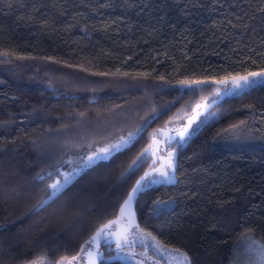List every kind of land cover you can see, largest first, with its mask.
<instances>
[{"label":"trees","instance_id":"trees-1","mask_svg":"<svg viewBox=\"0 0 264 264\" xmlns=\"http://www.w3.org/2000/svg\"><path fill=\"white\" fill-rule=\"evenodd\" d=\"M4 51L0 264H31L41 253L57 264L116 216L152 160L142 157L152 134L191 113L180 81L264 67V0H0ZM211 111L198 135L170 150L175 183L150 185L134 212L192 264H230L238 245L245 264L242 238L264 241V89ZM122 138L130 140L121 151L36 210L53 182L36 181L38 173L77 168ZM158 198L174 200V210L157 219L150 209Z\"/></svg>","mask_w":264,"mask_h":264},{"label":"snow or ice","instance_id":"snow-or-ice-1","mask_svg":"<svg viewBox=\"0 0 264 264\" xmlns=\"http://www.w3.org/2000/svg\"><path fill=\"white\" fill-rule=\"evenodd\" d=\"M8 51L0 53V55L9 56ZM119 71V70H117ZM104 75V73H101ZM182 88L186 89L183 95L192 97L189 106L184 110L191 111V115L187 117L186 124L183 126L180 133V139L176 144L183 146L196 135L208 123L209 119L215 115L211 111L214 105L218 104L224 97L237 96L247 94L251 90L264 89V67H260L258 71L246 70L244 73L229 72L224 76L217 78L216 76L205 77L203 79H192L180 81ZM204 93H209L205 96ZM199 96V100L196 97ZM194 104V107L192 106ZM203 117V118H202ZM175 138H169L167 143L172 144ZM128 144L127 140L121 139L120 143L110 144L105 147L95 149L88 154L86 158H81L79 167L72 168L69 171H60L57 168L55 174L48 172L45 174H37L35 180L38 182H46V176L53 182L47 183L45 189V198L41 199L36 205V210L39 211L49 205L56 197L59 196L69 185L80 178L88 169L94 165L105 162L111 158L116 152L123 149ZM142 153V157L146 154ZM142 165V161L134 162L133 167L129 169L132 173L136 168ZM158 179L153 177L149 179L150 173H145L140 180L136 181V185L127 194V198L123 200L119 206V216L115 219L108 220L99 226L95 232L85 241L84 246L80 248L78 255L62 257L57 264H72L76 261L81 264L87 261V264H97V261L105 264L107 259H115L117 256H127L129 260H135V264H150L149 253L156 255L157 258L171 257L176 261V264H192V259L188 254L179 248H171L162 244L153 235V232L145 231L137 223L136 214L132 210L133 203L145 193L150 185H168L175 183V163L173 153H168L167 164L160 168L154 169ZM174 200L172 199H156L152 203L150 215L153 218H160L164 215H170L173 209ZM116 225L117 227H113ZM4 230V226L0 225V231ZM251 231V230H250ZM137 241H139L142 251L136 252ZM241 243L249 245V250L255 255L250 257L245 264H264V241H258L254 236H244ZM102 245H107L102 251ZM239 245L232 251L234 253L230 264H239L236 259ZM115 253L105 257L104 252ZM48 253H41L40 256L33 260L31 264H45ZM139 257V259H137ZM51 264V262H49Z\"/></svg>","mask_w":264,"mask_h":264},{"label":"water","instance_id":"water-1","mask_svg":"<svg viewBox=\"0 0 264 264\" xmlns=\"http://www.w3.org/2000/svg\"><path fill=\"white\" fill-rule=\"evenodd\" d=\"M229 97H232V96H229ZM224 98H226V97H224ZM223 100V99H222ZM222 100H220L219 101V103L222 101ZM218 103V104H219ZM217 105V104H216ZM216 105H214L213 107H215ZM213 109V108H212ZM211 109V110H212ZM192 114V113H191ZM190 114V115H191ZM189 115V116H190ZM186 121H187V118L185 119V121H184V124H183V126L186 124ZM183 126L181 127V128H178V130H174V131H171L169 128H165V129H160L159 131H160V134H161V138L159 137V138H153L152 139V148H148V149H146L147 150V152H146V154H149V155H151V157H152V161H151V163H150V166H149V168L150 169H148L147 171H145L142 175H140L137 179H136V181H138V180H140L141 179V177H143L144 175H145V173H150L151 175L149 176V179L154 175V174H156V172L154 171V169H157V168H160L162 165H166L167 164V158H168V156H164V155H158L157 156V154H158V152H159V150H161V152H165V149H166V147L169 145L168 143H167V141L169 140V138H172V137H174L175 139L172 141V144L171 145H173L176 141H178L179 139H180V133H181V131H182V128H183ZM159 148H161V149H159ZM145 150V151H146ZM156 162H158L159 163V165L157 166V167H154V168H152L151 166H152V164H154V163H156ZM136 181L134 182V184H133V186L130 188V190L128 191V193L131 191V189L136 185ZM127 193V194H128ZM127 194H126V197H125V199L127 198ZM122 203H123V201H122ZM122 203L120 204V205H122ZM119 205V206H120ZM134 205H135V202L133 203V205H132V210L134 211ZM119 216V207H118V209H117V214H116V216L113 218V219H115L116 217H118ZM113 227L115 228V227H117L116 225H113ZM95 232V231H94ZM104 246H107V245H102V247H104ZM100 263V261H97V264H99ZM83 264H87V261L85 260V261H83Z\"/></svg>","mask_w":264,"mask_h":264},{"label":"rangeland","instance_id":"rangeland-1","mask_svg":"<svg viewBox=\"0 0 264 264\" xmlns=\"http://www.w3.org/2000/svg\"><path fill=\"white\" fill-rule=\"evenodd\" d=\"M191 113H188V115H186L185 116V118H183V119H179L178 118V116H176V117H174L173 118V120H171V123L168 125V127H166V128H169L171 131H174V130H176L177 128H181L182 126H183V124H184V121H185V119L187 118V116H189ZM163 129H165V128H163ZM152 137H154V138H157V136L156 135H153L152 134ZM151 137V138H152ZM124 140H127V141H129L130 139H128V138H124ZM121 142V140L119 141V142H116V143H120ZM152 145V144H151ZM151 145H149L148 147H152ZM179 145H177V144H173L172 145V147H173V149L175 150L176 149V147H178ZM172 147H170L169 149H166L167 150V152L169 153L170 152V150H173L172 149ZM175 147V148H174ZM173 150V151H174ZM152 158V157H151ZM150 164V163H149ZM146 169L144 170V171H147L148 169H150L149 168V166H147V167H145ZM155 175V174H154ZM154 175L150 178V179H152L153 177H154ZM157 178V177H156ZM158 179V178H157ZM242 245H243V247H244V249L246 248V250L248 251H246L247 252V256H248V258H246L244 261H246V260H248L250 257H252V256H254L255 255V253L254 252H252V251H250L249 250V245H247V244H244V243H242ZM105 248L107 247V246H104ZM138 252H140V251H138ZM79 254V253H78ZM77 254V255H78ZM113 255H115V253L113 254ZM150 256V258H151V260H150V264H152V262L151 261H154L155 263L154 264H176V261H174V259L173 258H171V257H168L167 258V260L165 259V258H157V256L155 257V258H153L152 257V255H149ZM106 257V256H105ZM116 259H118V260H120V261H123V262H126V263H128V264H135V260H129L128 258H127V256H124V255H120V256H117L116 257ZM137 259H139V257H137ZM156 259V260H155ZM158 261V262H157ZM241 263H243V262H241ZM240 263V264H241ZM72 264H77V262L76 261H73L72 262ZM81 264H83V262H81Z\"/></svg>","mask_w":264,"mask_h":264},{"label":"flooded vegetation","instance_id":"flooded-vegetation-1","mask_svg":"<svg viewBox=\"0 0 264 264\" xmlns=\"http://www.w3.org/2000/svg\"><path fill=\"white\" fill-rule=\"evenodd\" d=\"M176 130H178V128H177ZM176 130H175V131H176ZM159 137L161 138V134H160V135H157V138H159ZM175 144H176V142H175ZM170 147H172V145H168V146L166 147V149H169ZM150 148H152V147H150ZM159 149H161V148H159ZM166 149H165V152H161V150H159L157 156H158V155L168 156V152H167ZM151 161H152V160H151ZM150 163H151V162H150ZM158 165H159V163L156 162V163L152 164L151 167L154 168V167H157ZM149 166H150V164H149ZM104 248H105V247H102L101 250L103 251Z\"/></svg>","mask_w":264,"mask_h":264}]
</instances>
